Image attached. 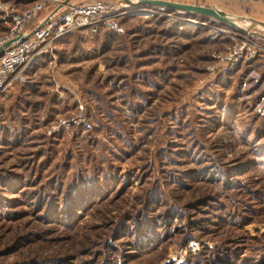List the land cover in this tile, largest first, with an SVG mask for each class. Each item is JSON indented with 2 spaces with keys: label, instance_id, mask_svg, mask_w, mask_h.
Masks as SVG:
<instances>
[{
  "label": "rangeland",
  "instance_id": "obj_1",
  "mask_svg": "<svg viewBox=\"0 0 264 264\" xmlns=\"http://www.w3.org/2000/svg\"><path fill=\"white\" fill-rule=\"evenodd\" d=\"M162 1L264 34V0ZM120 20L58 42L0 97V264H264L263 60L215 66L231 41L212 18ZM81 104L90 130L51 132Z\"/></svg>",
  "mask_w": 264,
  "mask_h": 264
},
{
  "label": "built area",
  "instance_id": "obj_2",
  "mask_svg": "<svg viewBox=\"0 0 264 264\" xmlns=\"http://www.w3.org/2000/svg\"><path fill=\"white\" fill-rule=\"evenodd\" d=\"M46 0L35 2L23 9L14 4L1 6L2 23L6 33L0 38V47L18 37V42L4 48L0 53V97L11 88L25 82L26 68L39 57L49 54L52 46L80 31L97 32L99 29L123 34L120 19L138 8L134 0ZM232 1V0H231ZM247 11L254 0H234ZM164 9V8H163ZM212 39L228 38L231 42L225 51L213 56L215 66L232 71L240 63L255 59L264 62V34L244 27L214 29ZM71 128L90 130L91 125L83 114V106L65 120H59L52 133Z\"/></svg>",
  "mask_w": 264,
  "mask_h": 264
},
{
  "label": "water",
  "instance_id": "obj_3",
  "mask_svg": "<svg viewBox=\"0 0 264 264\" xmlns=\"http://www.w3.org/2000/svg\"><path fill=\"white\" fill-rule=\"evenodd\" d=\"M69 0H65L63 5H65ZM128 3H132L130 0H123ZM134 2L137 5H146V6H152V7H161L168 11H177L179 13H190L198 16H203L205 18H212L214 20H218L219 22L226 24L229 27H236V24L233 21V18L228 17L223 11L221 10H214L211 8L203 7V6H196V5H190V4H180L176 2H167L162 0H134ZM254 23H257L261 27H264V23L256 22L253 19H250ZM18 37L14 40H11L7 43H5L2 47H0V53L4 48H7L14 43L18 42Z\"/></svg>",
  "mask_w": 264,
  "mask_h": 264
},
{
  "label": "trees",
  "instance_id": "obj_4",
  "mask_svg": "<svg viewBox=\"0 0 264 264\" xmlns=\"http://www.w3.org/2000/svg\"><path fill=\"white\" fill-rule=\"evenodd\" d=\"M3 24V23H2ZM6 33V27H5V25H4V30L2 31V34L0 35V38L2 37V35L3 34H5ZM79 33V32H78ZM114 33V32H113ZM259 61H261L260 59H259ZM262 62V61H261ZM19 86V85H18Z\"/></svg>",
  "mask_w": 264,
  "mask_h": 264
}]
</instances>
